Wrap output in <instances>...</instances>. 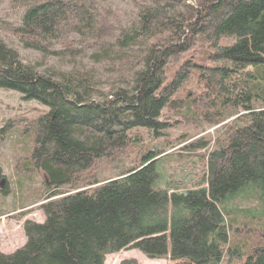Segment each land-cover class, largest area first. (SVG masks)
Listing matches in <instances>:
<instances>
[{"label": "trees", "instance_id": "trees-1", "mask_svg": "<svg viewBox=\"0 0 264 264\" xmlns=\"http://www.w3.org/2000/svg\"><path fill=\"white\" fill-rule=\"evenodd\" d=\"M17 1L7 33L43 63L0 40V91L47 108L8 131L22 136L15 174L41 171L45 202L0 264H104L125 250L264 264V0ZM164 110L175 125H223L209 150L205 139L185 146L207 150L195 187L158 185L167 140L114 177L84 175L137 144L136 130L165 137Z\"/></svg>", "mask_w": 264, "mask_h": 264}, {"label": "rangeland", "instance_id": "rangeland-1", "mask_svg": "<svg viewBox=\"0 0 264 264\" xmlns=\"http://www.w3.org/2000/svg\"><path fill=\"white\" fill-rule=\"evenodd\" d=\"M188 1L191 2L192 0ZM21 8L17 0H0V40L16 49L24 62L42 64L43 62H41L39 55L31 51H25L18 40L11 36L10 33H7L12 28L11 26L18 24L22 12ZM119 10L121 11V8ZM42 60L44 61V59ZM45 112H47V108L36 101H26L19 94L0 91V131L5 129L3 132H0L1 254L8 255L24 245L25 235L22 227L26 221L43 222V216L38 208L45 202L43 198H40L45 192V176L41 171H36L34 174H31L30 180L22 178L19 181L18 176L15 174V166L18 167V164L14 162V158L22 142V136L19 132L9 134L8 131H11L13 128L21 130L19 125L25 119L29 120ZM236 118H232L231 120L233 121ZM177 119L179 117L174 115L173 112L164 110L162 120H165L169 125V129L164 132L165 137L154 140L143 130H136L135 133L141 136L137 144L124 149L112 158L98 161L84 175L88 178L94 177L99 181L114 177L133 164L135 165L136 159L145 148L159 147L161 142L157 141L167 140L168 145L173 148L161 158L157 179L158 185L163 186L166 183L173 190L178 189L177 191L195 187L202 173L203 161H201V157L212 147L213 140L218 137L224 128L222 124V126L206 127L203 123L198 122H195V124L183 123L175 125L173 122ZM227 123L225 122L224 125ZM199 139L210 140L206 152L186 149L185 146L187 144ZM85 176H83V179ZM4 190H6L5 194L2 193ZM239 205L240 209L245 210L250 204L248 201H244L243 203H239ZM240 209L237 207L238 213L241 212L239 211ZM230 213L233 215L234 211L230 210ZM242 216L241 214L238 217L244 220ZM243 232L241 235L246 237V228L243 229ZM243 240L244 238L241 241ZM235 248H237L236 244L231 252ZM232 254L233 257H230V255L227 256L225 253L221 264H241V262L236 260V254ZM124 260H132L134 264H178V262H169L167 259H148L138 250H125L115 254V256H107L104 264H120Z\"/></svg>", "mask_w": 264, "mask_h": 264}]
</instances>
